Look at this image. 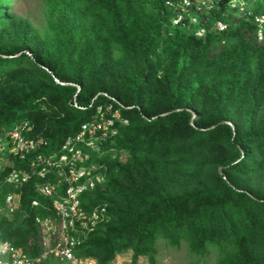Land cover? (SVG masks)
I'll return each mask as SVG.
<instances>
[{"label": "trees", "instance_id": "16d2710c", "mask_svg": "<svg viewBox=\"0 0 264 264\" xmlns=\"http://www.w3.org/2000/svg\"><path fill=\"white\" fill-rule=\"evenodd\" d=\"M129 1L47 0L49 16L58 17L51 28L56 43L42 48L29 45L24 37L12 50L0 34V73L11 78L38 67L43 77L39 85L33 84L37 80L22 83V99L4 100L0 134L19 121H34V133L58 146L93 119L99 106L112 105L129 122L118 124L111 147L127 150L130 164L124 168L107 155L103 159L110 166L107 182L82 201L87 209L106 203L112 218H123L111 226L100 224L77 256L101 257L105 251L103 264H110L133 242L153 250L158 236L173 239L184 232L193 248L203 251L210 237L235 245L246 238L252 246L247 258L231 259L232 264H264V238L260 239L264 236V36L257 38L254 16L247 18L223 6L209 13L208 34L201 38L189 22L183 27L172 24L169 0H149V10L139 3V11L133 8L126 18ZM3 2L11 0H0V9ZM251 10L254 15L264 14L261 5ZM2 18L11 20L5 14H0ZM217 19L229 25L226 31L213 30ZM231 37L237 39L235 46L211 50L216 42ZM11 53L17 55L10 59ZM43 97L48 98L51 112L35 104ZM61 114L66 122L54 130L62 122L56 119ZM161 161L171 180L166 187L165 175L157 177L149 171ZM144 166L149 178L140 185L141 191L153 190L152 184L166 190L164 194L153 190L151 199L140 201L132 192L135 186L128 187L122 173L139 185L134 176ZM1 191L2 202L14 189ZM35 197L32 185H27L21 210L0 222V237L30 256L41 250L35 216L47 215L43 209L31 210ZM260 220L263 234L255 235L254 242Z\"/></svg>", "mask_w": 264, "mask_h": 264}, {"label": "built area", "instance_id": "2783aa9c", "mask_svg": "<svg viewBox=\"0 0 264 264\" xmlns=\"http://www.w3.org/2000/svg\"><path fill=\"white\" fill-rule=\"evenodd\" d=\"M166 5L173 8L172 24H193L198 37L208 34L209 13L227 6L247 18L254 16L257 38L263 39L264 14L254 15L244 0H169ZM228 27L217 19L212 28L221 33ZM128 122L109 105L99 106L93 119L82 123L77 133L67 136L58 146L36 135L28 120L1 132L0 194L6 187L14 191L6 193L2 202L0 195V222L12 219L21 210L27 185H32L37 196L31 200V210L43 209L47 215H36L34 220L39 228L40 253L30 256L23 247L1 238L0 264H84L76 251L94 229L108 221L109 210L106 203L87 209L82 199L106 182L107 164L103 159L114 151L111 144L118 135V124Z\"/></svg>", "mask_w": 264, "mask_h": 264}, {"label": "rangeland", "instance_id": "374dc122", "mask_svg": "<svg viewBox=\"0 0 264 264\" xmlns=\"http://www.w3.org/2000/svg\"><path fill=\"white\" fill-rule=\"evenodd\" d=\"M244 1L246 6L248 5V7L250 8H254L257 5H261L264 7V0H244ZM129 2L130 3H129V7H127L128 11L126 12L127 15L126 18L129 17V14L134 13V10L139 11L136 8L139 3L142 4L143 7L142 9L145 10H149V7L151 5V1L149 0H139L138 3H136L134 0H130ZM46 4H47V0H11L9 4L3 2L2 7L0 9V14H5L7 17L11 18V20L8 22L4 20L5 18L0 19V34L1 35L4 34L3 40L7 46L11 47L12 50H15L19 45L18 44L19 38L23 39L24 37L29 38L28 44L29 43L41 44L39 45L40 48H42L43 45H48L50 43L52 44L53 42H54L53 44L56 43L54 36L55 33L53 30H51V28L56 23L58 17L53 18L49 16V10L45 8ZM133 4H136V6L133 7ZM234 14L237 13L234 12ZM236 42L237 39L234 37L225 38L224 40L218 41L214 45H212V47L214 48L211 50H213L214 52H218L222 48L224 49L235 46ZM51 48H53V45ZM16 55L17 54L11 53V54H7V57L12 59ZM25 65L28 66L29 64H25ZM12 66L13 65H10L9 68H11ZM27 71L30 72L31 74L28 75L21 74L20 76L15 75L14 77L11 78L8 76L7 72L0 73V111H1V106L4 103V100L15 102L22 99V95H20L19 90L24 87V84H22L23 82H31L37 80L36 82L33 83L36 85H39L42 82L39 81L40 79H43V77H42V72L38 70V67L35 69L29 68ZM42 101H45V103L41 104ZM48 103L49 100L48 98L46 99V97H43L41 100H37L35 102V104L39 105L41 110L51 112ZM17 115L15 114V116H13L12 118L13 123L19 119L21 113L18 116ZM194 117H197L196 111ZM56 119H61L62 122L59 126L52 127L54 128V130L60 129L62 127V125L66 122V115L61 114L60 116H57ZM1 121L2 119H0V122ZM30 122L35 129L36 128L35 122L34 121H30ZM108 156L109 157L107 158H110L109 160L111 161L115 160L122 163V165H125L124 168L129 166L130 164V163L128 164L130 154L125 149L110 151L108 152ZM106 167H107V178H108L109 169H110L109 164H107ZM119 170H121V168L117 169L116 173ZM145 170H148V168L144 166L134 176V181H137V184L139 185L131 184V181L129 180L130 177L127 176L124 172L122 173L124 182H126L128 187L135 186V188H133L134 191L132 190L131 191L136 192L134 193V195L137 196V198L141 199L140 201L151 199L150 194L152 193L153 190L155 193L157 190L160 189L162 191V194H164L166 190L165 187L171 181L168 180L167 172L165 170V163L163 161L157 162L152 169H149V171L152 172L153 176L161 177L165 175V180L163 181L165 182V187H163L161 184L160 185L152 184L150 186L153 188V190L148 192L141 191L140 185H146L145 178H149V171L146 172ZM130 171H131V167H130ZM220 171H222V169H220ZM121 218H123L122 215L113 216L112 218V215L109 214L108 221L104 222L102 225H106L109 223L108 225L111 226L113 222L114 223L118 222L114 220ZM261 222L262 221L260 220L255 226L253 233L254 242L256 239L255 235L260 237L263 234L260 232L262 231L260 230V227L258 229V226H260ZM95 230L96 229H94L93 232H95ZM186 231L188 232V230ZM182 234L184 235L182 236ZM188 237L189 235L184 232H178L173 239H168L167 237L160 235L157 238H155L153 242V250L148 249L147 247L148 244L140 243L139 241L133 242L136 244L128 248L125 247L121 252L117 253L113 258V260L110 262V264H220L226 260L232 264L231 259H235V260L242 258L246 259L247 258L246 251L249 247H252L251 245H249L246 238L243 239L241 243L238 244L236 243L235 245V243L231 242V240H229V242L225 241V239L224 241L223 240L218 241V238L210 237L207 240L209 245L208 244L206 245L204 251L198 248H197L198 250H196L193 248L191 242L187 241ZM263 238L264 236L260 237L261 240ZM251 251L252 249H250V252ZM107 255L108 253H106L105 251L101 257L89 253L85 256L81 255L80 259L83 261L84 264H103L104 258ZM50 264H68V263L67 262L54 263V261H51Z\"/></svg>", "mask_w": 264, "mask_h": 264}, {"label": "water", "instance_id": "95a60500", "mask_svg": "<svg viewBox=\"0 0 264 264\" xmlns=\"http://www.w3.org/2000/svg\"><path fill=\"white\" fill-rule=\"evenodd\" d=\"M57 81H59V80L57 79ZM63 84H71V83H63ZM98 95H99V94H98ZM98 95H97V96H98ZM97 96H96V97H97ZM193 113H194V115H195V111H193Z\"/></svg>", "mask_w": 264, "mask_h": 264}, {"label": "bare ground", "instance_id": "6f19581e", "mask_svg": "<svg viewBox=\"0 0 264 264\" xmlns=\"http://www.w3.org/2000/svg\"><path fill=\"white\" fill-rule=\"evenodd\" d=\"M47 262V261H46ZM51 262V261H50ZM50 262H48V264H50Z\"/></svg>", "mask_w": 264, "mask_h": 264}, {"label": "clouds", "instance_id": "9594fccd", "mask_svg": "<svg viewBox=\"0 0 264 264\" xmlns=\"http://www.w3.org/2000/svg\"><path fill=\"white\" fill-rule=\"evenodd\" d=\"M80 247H81V246H80ZM80 247H79V248H80ZM54 263H56V262H54Z\"/></svg>", "mask_w": 264, "mask_h": 264}]
</instances>
